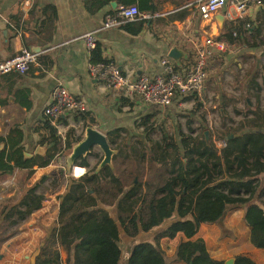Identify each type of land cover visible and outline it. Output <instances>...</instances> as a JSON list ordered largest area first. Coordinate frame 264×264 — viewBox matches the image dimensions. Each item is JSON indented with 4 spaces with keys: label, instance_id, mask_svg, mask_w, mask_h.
<instances>
[{
    "label": "crops",
    "instance_id": "crops-1",
    "mask_svg": "<svg viewBox=\"0 0 264 264\" xmlns=\"http://www.w3.org/2000/svg\"><path fill=\"white\" fill-rule=\"evenodd\" d=\"M192 1L159 0L160 11H156L152 18L146 19L139 33H134L132 29L138 28V25L128 29L126 27L128 23H120L117 27L104 28L106 16L118 5L115 0H109L101 7L97 0H34L29 14L22 11L23 0H0V60L8 59L23 49L36 52L38 55V63L34 64L27 73L12 72L0 77V136L8 135L12 130H21L24 153L32 154V156L24 155V160L32 163L31 167H19L12 174L16 178L15 187L9 188L7 194L1 192L2 182H0V206L5 202L16 201L20 196L22 184L33 186L43 177H47L45 183L38 188L40 194H42L40 188L44 187L47 190V193L43 194L45 196L43 207L30 215L34 218L35 224L16 232L18 234L11 241H7L8 236L0 227V264H35L36 250L58 221L59 196L65 192L71 177H79L74 176V167L83 168L81 174L83 175L94 168L93 165L99 166L104 157L103 150L99 146H94L92 149L99 154L98 156L91 153L76 160L81 162L82 158H86L88 167L78 165L76 162L71 168L68 167L67 158L79 141L70 149L67 142L74 138L82 139L86 128L85 121L80 117L77 118V114H73L62 120V124L67 127L60 143L66 147L65 160L61 162L60 158L56 157L59 146L56 145L55 150L52 151L55 154L52 162L47 166H40L47 159L50 148L46 143H41L46 133L44 127L48 120L46 111L52 101L53 91L59 84L65 85L75 96L86 98L88 108L82 114L92 116L95 123H91V126L103 132L107 138L110 131L117 128L122 130L119 132L118 142L120 138L132 140V137H135L133 132L136 131V124L144 115H153V119L157 121L170 117L176 121L179 113H184L179 109H182L188 101L193 105L194 94L198 95L201 102L204 101L206 92L214 91L218 92L216 96L218 104L220 97L226 99L228 94L222 90H225L224 75L228 73L223 70L224 67L232 60L235 61L239 53L245 52L250 56L257 54L255 50L247 48L244 44L245 48L233 49L227 39L221 38V34L232 24L240 25L243 31L242 39L252 41L261 37L264 41V1L256 7H250L243 16L235 15V20L226 16L227 12L233 11V8L231 6L223 8L217 13L224 14L226 18L222 29L215 19L217 14L213 17H203ZM259 28L262 30L261 33H257ZM87 32H94L98 36L99 51L105 61L116 63L123 71H132L135 77L164 74L163 60L166 57L178 66L177 71L188 70L195 61L194 47L187 40L189 36L200 38L208 33L226 41L228 48L211 58L202 93L178 96L169 107L151 105L135 97L130 98L134 103L131 107L122 105L121 99L124 97L122 91L108 88L102 81L90 77L88 64L94 61L96 49L91 54L86 48L82 35ZM172 47L184 51L180 60L177 61L170 56ZM245 84L246 81L236 87L244 95L248 93L253 95L255 89ZM192 119L194 120L195 117ZM181 128L184 133L187 132L186 129ZM190 132L188 128V133ZM38 148L41 150L36 153ZM92 158L99 159L94 163ZM136 168L134 162L128 166L131 172L127 179L128 184L138 180L135 174ZM29 169L34 173L22 183L25 172ZM148 177L149 170L146 168L142 178L146 180ZM232 210L234 208L229 209L227 213L235 212ZM244 211L245 209H242L240 214L233 215L226 213L225 217L216 222L204 223L198 233L188 239L191 241L203 239L212 256L216 258L236 259L237 254H247L256 261V264H264V249L252 245L249 228L244 220ZM112 215L116 218V214ZM175 219H177L176 215L165 221L161 227L148 232L141 231L133 237L121 232L118 244L122 249L120 264H126L137 243L152 241L158 231ZM77 220L81 221V218ZM56 232L62 260L67 264L68 254L64 246H71L77 235L70 226L61 228L58 225ZM181 240V234L172 239L167 237L160 239L161 249L168 262L176 259L177 247ZM71 248V257H73L74 245ZM72 260L73 258L70 264H73Z\"/></svg>",
    "mask_w": 264,
    "mask_h": 264
},
{
    "label": "trees",
    "instance_id": "trees-1",
    "mask_svg": "<svg viewBox=\"0 0 264 264\" xmlns=\"http://www.w3.org/2000/svg\"><path fill=\"white\" fill-rule=\"evenodd\" d=\"M99 7L109 0H97ZM118 4H136L141 12L156 13L160 11L159 0H115ZM156 1L158 4H156ZM264 13V12H263ZM146 20L127 22L128 29L139 33ZM264 22V14H263ZM236 29V30H235ZM41 31V29H38ZM261 33V28L257 29ZM241 26L226 27L221 38L230 44L242 39ZM220 38V39H221ZM244 40V39H242ZM247 44V48L255 47ZM264 46V43H263ZM94 61H104L97 46ZM264 56V51L262 53ZM193 66V65H192ZM191 66V67H192ZM178 66L175 65L176 70ZM190 67V68H191ZM259 61L251 74L246 76V86L255 90H264V74L259 82ZM264 70V67H263ZM194 97H198L194 94ZM251 96L250 93L247 94ZM257 105L244 115L253 114L254 118L243 120L236 128H228L223 135L209 140L203 136H194L191 122L190 133L180 131L179 140L168 133L161 140H152L150 134L156 126L162 125L154 120L153 115H144L138 120L136 129L137 142L128 140V145L121 147L118 143L119 128L108 133V141L117 150L113 159L125 163L131 157L137 166V181L128 184L130 175L124 169L118 171L115 164L106 165L98 170L95 166L79 178H70L65 192L59 196L60 213L56 226L50 231L36 250L35 264H64L57 242V226L68 222L75 225L76 240L74 254L71 246H64L68 257L67 264L73 258V264H120L122 249L119 247L121 232L137 236L141 231H151L174 215L177 219L158 231L152 241H140L131 252L126 264H226L225 258L213 257L203 239L191 241L204 223L216 222L225 217L232 207H243L244 220L249 228V239L254 247L264 249V182L260 175L264 173V110L261 108L260 96ZM122 105L134 106L130 98L122 97ZM202 103H198L200 108ZM236 113L242 112L238 109ZM85 127L95 123L92 116L77 113ZM46 133L42 144L50 146L47 159L41 167L49 165L54 159L56 145L61 137L57 129L47 120L44 125ZM74 135V130H72ZM74 138V137H73ZM226 140L227 146L218 149L215 141ZM81 138L68 140L70 149ZM23 132L12 130L6 136H0V182L11 176L19 167H31L30 161L24 160ZM94 155H99L91 151ZM90 153V154H91ZM146 161V165H142ZM78 165L88 167L86 158ZM146 168L153 171L148 179L143 180ZM34 173L32 169L25 172L23 181ZM133 174V173H132ZM43 177L36 185H21L20 196L16 201L5 202L0 206V223L25 219L41 209L45 196L38 192L46 180ZM154 187V189H151ZM111 208L117 212L116 218ZM77 218H81L78 221ZM182 235L178 244L176 259L168 262L160 246L162 237L175 238ZM233 264H256L247 254H237Z\"/></svg>",
    "mask_w": 264,
    "mask_h": 264
},
{
    "label": "built area",
    "instance_id": "built-area-1",
    "mask_svg": "<svg viewBox=\"0 0 264 264\" xmlns=\"http://www.w3.org/2000/svg\"><path fill=\"white\" fill-rule=\"evenodd\" d=\"M264 0H193L203 17H213L223 8L231 6L233 11L227 12L226 16L235 20V15L243 16L250 7L260 5ZM34 0H23L21 8L23 13L29 14L33 8ZM155 16L151 12H141L136 4H118L113 11L108 14L104 21V28L117 27L120 23L137 22ZM82 40L86 48L92 54L98 46V36L94 32H87L82 35ZM189 44L194 47L195 61L193 66L185 72L175 69V65L169 57L163 60L164 74L157 76L142 75L135 77L130 70L123 71L112 61H91L88 64L90 77L102 81L108 88L118 89L123 92L124 97H139L143 102L151 105L163 107L171 106L178 96H186L192 93H202L207 77V68L211 58L218 52H224L228 44L224 40L215 38L210 34H204L200 38L189 36ZM38 63V55L28 49H23L19 53L4 60H0V77L16 72L25 74L34 64ZM88 102L85 97H78L63 84H59L53 91L52 101L47 108V118L57 129L61 137L65 134L67 127L62 124L65 117L87 111ZM67 134V133H66ZM66 136V135H65ZM58 144L56 157L61 162L66 158L64 144ZM218 149L227 146V141H215ZM65 167V164H63ZM15 176L5 179L1 192L7 194L9 188L15 187ZM70 226L76 234L73 222L60 225L61 228Z\"/></svg>",
    "mask_w": 264,
    "mask_h": 264
},
{
    "label": "rangeland",
    "instance_id": "rangeland-1",
    "mask_svg": "<svg viewBox=\"0 0 264 264\" xmlns=\"http://www.w3.org/2000/svg\"><path fill=\"white\" fill-rule=\"evenodd\" d=\"M232 26L234 25L232 24ZM248 43L256 45L255 47L249 49L255 50L257 55L250 56L245 52L239 53L236 56V60H232L231 62H229L223 69L228 73V75H224L223 82L225 84V90H222V92H226L228 94L226 99L220 97V101L218 104V100L216 97L218 95V92L215 91L208 93L206 92L203 102H201L198 97H190L193 99V105H190L191 102L188 101L182 109H179L180 112L184 113H179V117L178 119H176V121H174V119L171 117L169 119L163 118L160 121L156 120L157 123L162 125L163 129L160 127V125L156 126L155 130L150 134V138L152 140H161L165 132L171 136H175L179 140L180 131L183 132L181 127L186 129L187 132L185 133H188V122L190 121L194 136H203L206 139L214 140L217 138L218 132H221L223 135H225V133H227L228 131V128H236L243 120H250L251 118H254L253 114L249 113L247 115L248 117H246L244 114L248 110L255 108L257 95L260 96L261 108L262 110H264V90H254L253 95L249 96V98L248 95L242 94V92H240L236 87L240 86L242 82L246 81V76L252 73V71L254 70V66L258 61L259 64H261V67H259V82L262 83L264 74V57L262 55L264 51V41L261 39V37L257 38L256 40L253 39L252 41L242 39L236 40L235 43L230 45L233 49H237L240 47L245 48L244 45L247 46ZM198 103H202L200 108L197 106ZM236 109L240 110L242 113H236ZM193 117H195L194 120L192 119ZM142 133V130H138L137 133L136 129V131L133 132L135 137H132V140H135V142H137L139 138L138 134ZM118 143L121 147H125V145H128V139L120 138ZM96 148L98 149L99 147ZM98 159L92 158V161L95 163L98 161ZM134 159L135 157H131L129 160H126L125 163L122 164L120 160H113V164L116 165L118 171L124 169L126 171V175H131L128 166L132 164ZM144 164H146V161L144 162ZM95 166L96 165H93V167ZM152 172L153 171L149 170V175L152 174ZM260 179L262 180V182H264V173L260 175ZM49 184L52 185V183ZM51 189H53V186ZM151 189H154V187H152ZM40 191L42 192V194L47 193V190L44 187L40 188ZM232 208H234L235 212H229L227 214H240L242 209H244L243 207ZM111 213L116 214L117 216V212L114 208H111ZM32 224H35L34 218L28 216L25 219H16L11 223L8 221L1 222L0 227H2L3 232H5V234L8 236L7 241H11L18 234L16 232H19L23 228H26L27 226Z\"/></svg>",
    "mask_w": 264,
    "mask_h": 264
},
{
    "label": "water",
    "instance_id": "water-1",
    "mask_svg": "<svg viewBox=\"0 0 264 264\" xmlns=\"http://www.w3.org/2000/svg\"><path fill=\"white\" fill-rule=\"evenodd\" d=\"M219 28H223L225 24V15L224 14H217L215 17ZM184 54V51L179 49L178 47H172L170 51V56L174 58L175 60H180L182 55ZM94 146H99L104 153L103 160L98 166V170L103 168L106 165H113V157L116 155L117 150L114 149L109 141L107 136L101 132L100 130H97L96 128L92 126H88L85 128V135L84 137L73 147L71 154L67 158V165L69 168H71L77 159L81 157H86L88 154L91 153L92 148ZM4 147V144H0V149ZM38 150H41V148H38L36 150V153ZM25 156H32L30 153H24ZM235 261L234 258L226 260V264H233Z\"/></svg>",
    "mask_w": 264,
    "mask_h": 264
},
{
    "label": "bare ground",
    "instance_id": "bare-ground-1",
    "mask_svg": "<svg viewBox=\"0 0 264 264\" xmlns=\"http://www.w3.org/2000/svg\"><path fill=\"white\" fill-rule=\"evenodd\" d=\"M83 171H84L83 168L75 166L74 167V176H79L80 177V175L82 174Z\"/></svg>",
    "mask_w": 264,
    "mask_h": 264
}]
</instances>
